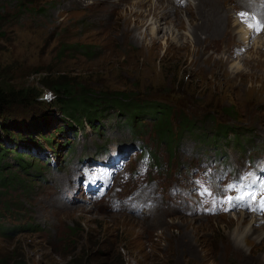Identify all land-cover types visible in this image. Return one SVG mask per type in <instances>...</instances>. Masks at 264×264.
Returning a JSON list of instances; mask_svg holds the SVG:
<instances>
[{
    "label": "rangeland",
    "instance_id": "obj_1",
    "mask_svg": "<svg viewBox=\"0 0 264 264\" xmlns=\"http://www.w3.org/2000/svg\"><path fill=\"white\" fill-rule=\"evenodd\" d=\"M140 1L0 0V84L29 99L6 115L28 137L56 136L45 159L59 151L28 191L0 186V264H264V0H201L199 10L198 0H174L177 11L159 0L163 19L137 17L158 3ZM58 80L186 108L202 122L196 135L213 119L240 135L214 145L187 135L173 157L166 145L156 152L151 127L135 138L115 112L99 132L86 124L58 134L67 119L43 86ZM17 170L3 174L15 183ZM230 181L233 196L216 203ZM254 216L260 224L249 223ZM30 222L41 229L22 228Z\"/></svg>",
    "mask_w": 264,
    "mask_h": 264
},
{
    "label": "trees",
    "instance_id": "obj_2",
    "mask_svg": "<svg viewBox=\"0 0 264 264\" xmlns=\"http://www.w3.org/2000/svg\"><path fill=\"white\" fill-rule=\"evenodd\" d=\"M43 86L50 89L52 94L58 96V100L54 105L58 108L61 116L67 119H64V122L68 124V127L59 129L57 131L58 134H62L70 128L77 129L78 134L80 130L85 129L86 124H89L93 131L99 132L102 128L100 118L106 113L115 112L116 116L121 117L125 127L130 130L135 138L142 137L143 135L146 136L149 127H151V140L157 145L156 152L158 148L166 145L173 157L177 148L182 144V140L180 139L187 137V135L192 136V139L197 142L207 141L211 145L217 144L218 140L228 139L230 136H234L236 139L240 135L235 133V131L238 132V128L224 121L217 124L212 115L209 114V116H206L213 119L212 122L216 127H213V130L209 131L202 126L205 134L196 135L202 122L195 118L193 114H189V110L186 108L176 109L171 104L159 101H143L133 98L125 92L95 94V90L84 87L76 90L74 86H70L62 80H58L55 84H43ZM19 98L29 100L16 94L14 90L2 88L0 84V186L15 188L16 184H23V189L28 191L31 181L35 180V176L43 175V169L47 165H50L51 157L59 156L57 153L59 151H53L56 152L53 155L47 152V155H50V157L45 159L43 152L47 151V147L57 148L55 146L56 136L51 135L47 138L39 139L45 141V144H43L33 137H28L25 133L18 132V128L14 129V126L17 127V125L12 126L13 120L11 116L8 117L6 114H10V112H7L9 111L8 107H10V104L16 102ZM214 106L209 105L210 108H215L217 111L220 110L227 116L235 115L231 106L217 107V109ZM73 125L74 127H71ZM210 136H212V139H210ZM7 144H11L12 146L8 147ZM10 153L14 154L15 157L12 164L8 165L9 163H5V160L9 157ZM149 153L150 158L153 159L156 165H160V157L153 153V151H149ZM43 161L45 162V166H43ZM7 166H15L20 171H16L15 183L3 174L4 168ZM37 166L41 167V170L33 171L32 168ZM20 173L23 176H20ZM11 207L12 205L10 204H6L5 206L8 211H10ZM0 228H2L0 233L6 234L4 231L6 228L2 225H0ZM22 228L35 231L41 229L34 222H30Z\"/></svg>",
    "mask_w": 264,
    "mask_h": 264
},
{
    "label": "bare ground",
    "instance_id": "obj_3",
    "mask_svg": "<svg viewBox=\"0 0 264 264\" xmlns=\"http://www.w3.org/2000/svg\"><path fill=\"white\" fill-rule=\"evenodd\" d=\"M75 3H81V0H73ZM183 1V0H182ZM144 3V1L143 0H141L140 2H137V3H135V5L137 6V5H140V3ZM164 2V1H163ZM208 2V1H207ZM212 3V5H214V3L216 2H218L217 0H209V3ZM250 2H251V0H242V2L241 3H245L246 5H250ZM171 3H172V6L171 7H173V9H175L176 11H177V8H176V3H175V1L174 0H171ZM170 3V4H171ZM198 7L196 8L197 10H199L200 8H202V1L201 0H198ZM259 4V3H258ZM257 3L256 4H254L253 6H252V8L251 9H253V10H258L259 8H258V6H260V5H258ZM258 8V9H257ZM262 8V7H261ZM173 9H172V11H173ZM190 9V5H187V7L185 8V10L187 11V10H189ZM161 10H162V3H161V1H159L158 0V3L156 4V5H154V7H151V9L147 12V14H143V12H138V13H136V15H137V17L138 16H143V17H148V16H150V15H153L154 17H160V15H162V19L163 18H165L166 16H167V12H163L162 11V13H161ZM170 10V9H169ZM191 10V9H190ZM264 18V17H263ZM259 20H260V18H259ZM240 26H241V24H240ZM157 28H154V26H153V28H152V33L154 32L155 34H156V32L157 31H162L163 30V25H159V26H156ZM240 31L242 32V34H241V38H243V40L245 41V43L248 41V39H250L251 38V32H249V30H246V28L244 29L242 26H241V28H240ZM251 31V30H250ZM173 33H174V30L172 31ZM168 33V32H167ZM239 34V33H238ZM170 35H171V30H170ZM173 36V35H172ZM171 37V36H170ZM174 37H175V35H174ZM240 37H238V38H240ZM249 43V42H248ZM247 45V44H246ZM246 216H245V214H241V216L240 217H238V219H237V223H239V221L242 219H244ZM254 222V224H260L261 223V221L258 219V217H256V216H254V217H251V220H250V224L251 223H253ZM251 231V230H250ZM250 231H247V232H245L244 234H245V237H247L248 235H252V234H250ZM254 231V230H253ZM243 234V235H244ZM247 243L248 244H250L249 243V241H248V239H247ZM253 244V243H252ZM251 245V244H250ZM252 246V245H251Z\"/></svg>",
    "mask_w": 264,
    "mask_h": 264
},
{
    "label": "snow or ice",
    "instance_id": "obj_4",
    "mask_svg": "<svg viewBox=\"0 0 264 264\" xmlns=\"http://www.w3.org/2000/svg\"><path fill=\"white\" fill-rule=\"evenodd\" d=\"M242 15H243V14H242ZM258 30H259V29H258ZM262 191H264V186H262ZM252 198H254V195H253ZM260 207H261V209H264V200L261 201Z\"/></svg>",
    "mask_w": 264,
    "mask_h": 264
}]
</instances>
